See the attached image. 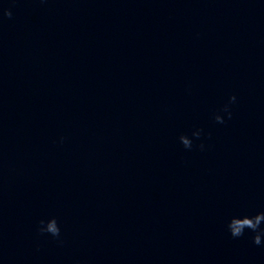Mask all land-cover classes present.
<instances>
[{"label":"clouds","instance_id":"9594fccd","mask_svg":"<svg viewBox=\"0 0 264 264\" xmlns=\"http://www.w3.org/2000/svg\"><path fill=\"white\" fill-rule=\"evenodd\" d=\"M11 18L12 11L10 9L0 8V20L3 18ZM236 102V96H230L228 102L223 106L221 111L225 113L230 119L232 116L231 105ZM214 119L217 123H224V116L219 113L214 115ZM202 130L198 129L193 131L191 137L187 134H182L179 136L180 143L185 149H191L193 147V139H199ZM63 139V138H62ZM203 149L204 145H199ZM264 211L257 212L254 215H243V216H233L227 223V230L233 238H240L245 235V231L248 230L254 235L252 236V241L255 245L259 246L264 242ZM38 233L41 235L48 234L53 238L59 239L61 236V228L55 217L48 219L47 221L41 220L37 229Z\"/></svg>","mask_w":264,"mask_h":264}]
</instances>
